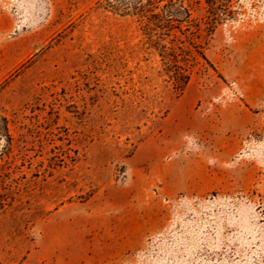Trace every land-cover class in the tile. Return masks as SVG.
Wrapping results in <instances>:
<instances>
[{"label": "rangeland", "instance_id": "1", "mask_svg": "<svg viewBox=\"0 0 264 264\" xmlns=\"http://www.w3.org/2000/svg\"><path fill=\"white\" fill-rule=\"evenodd\" d=\"M96 2L0 0V264H264V0L181 94Z\"/></svg>", "mask_w": 264, "mask_h": 264}, {"label": "trees", "instance_id": "2", "mask_svg": "<svg viewBox=\"0 0 264 264\" xmlns=\"http://www.w3.org/2000/svg\"><path fill=\"white\" fill-rule=\"evenodd\" d=\"M234 0H97V8L130 17L145 37L147 49L159 58L162 75L181 94L190 80L198 58L209 64L197 41L210 36L217 26L233 20ZM202 4L204 15L197 19L193 6Z\"/></svg>", "mask_w": 264, "mask_h": 264}]
</instances>
